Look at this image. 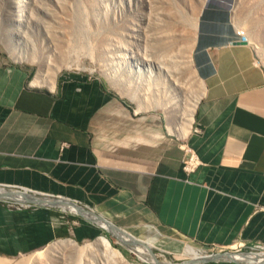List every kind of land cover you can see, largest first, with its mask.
<instances>
[{
    "label": "crops",
    "instance_id": "crops-1",
    "mask_svg": "<svg viewBox=\"0 0 264 264\" xmlns=\"http://www.w3.org/2000/svg\"><path fill=\"white\" fill-rule=\"evenodd\" d=\"M229 15L211 2L197 18L203 87L183 137L104 79L72 72L33 85L27 67L0 64V187L74 201L155 249L264 245V69L233 42ZM182 144L200 160L189 173ZM17 205L0 200L1 256L102 232L61 206Z\"/></svg>",
    "mask_w": 264,
    "mask_h": 264
},
{
    "label": "rangeland",
    "instance_id": "rangeland-1",
    "mask_svg": "<svg viewBox=\"0 0 264 264\" xmlns=\"http://www.w3.org/2000/svg\"><path fill=\"white\" fill-rule=\"evenodd\" d=\"M239 1L241 4L237 3L236 11L232 12L229 5L230 0H210L209 2L206 0H0V64H20L30 69L31 79L42 77V79L54 83L68 73L88 74L101 80L104 79L112 88L127 95L135 85L129 84L124 88L122 84H118L114 87L105 73L114 71L113 73L119 74L117 76L122 79H119L120 83L127 82L126 79L133 76V71H130V68L125 64L129 61L128 57L133 51L141 53L142 57L146 53L151 58L149 61V58L144 56L147 65L149 62H161V60L170 64V61L182 60L181 57L184 56V65L187 68L190 67L191 70L195 69L192 60L195 27L191 26V22L195 21L196 25L201 10L208 3L217 2L228 7L230 19L237 34L243 36L237 41H244L252 47L254 58L264 69V0ZM19 12H21V16H19ZM18 19L22 21L23 32L18 40H14L11 33L18 26ZM245 35L246 37H244ZM14 43L15 46H13ZM166 46H170L171 49ZM187 47L189 50L186 49ZM163 50H166L165 54ZM176 50L178 55L174 56ZM45 53L49 60L47 64L41 65L37 58ZM22 55L25 56V59L20 62L13 59ZM120 55L122 56L120 57ZM188 55L191 58L192 67L187 61ZM119 62H121L120 66H118ZM73 63H79L85 68H77L72 65ZM146 63L144 62V64ZM128 72L130 75L127 78L124 77L123 74ZM140 74L144 79L143 84L149 87H145L146 89L143 87L146 92L144 93L146 100L143 102H148V104L142 110L155 108L164 114V109L159 106L154 107L151 100L159 98L163 101H170V92H167L168 89L165 85L160 84V76L156 75L155 70L151 73L153 78H156L154 83H152L149 73L140 72L136 75ZM191 75L193 74H190L192 79L199 78L196 73V76L193 75L194 77ZM192 79L188 80L189 84L184 85L185 88L187 84L189 85H187V90L184 86L180 90L181 106L189 107L192 101L200 96L202 85L196 80L202 81L200 78L193 79V81ZM183 94L186 99L183 98ZM5 203L16 206L9 201H5ZM101 229L102 232L91 239L74 241L78 245H84L102 235L109 239L110 244L124 257L121 264H157L150 256L148 249H146L148 257L152 261L140 257L133 250L135 245L127 246L112 232L102 227ZM60 240H53L30 252L14 256L0 255V259H4L7 264H12L35 252L42 254L50 245ZM185 244L192 245L187 242ZM152 250L160 264H178L188 259V256L180 254L182 249L178 252L161 248ZM219 262L237 264L227 261ZM105 264H111V262L107 260Z\"/></svg>",
    "mask_w": 264,
    "mask_h": 264
},
{
    "label": "bare ground",
    "instance_id": "bare-ground-1",
    "mask_svg": "<svg viewBox=\"0 0 264 264\" xmlns=\"http://www.w3.org/2000/svg\"><path fill=\"white\" fill-rule=\"evenodd\" d=\"M237 3L241 4V2L239 0H230L229 5H230L232 12L236 11L235 9L237 7ZM19 16H21V12H19ZM17 23H18V26L11 33V37L14 40H18V37L22 36L21 32H23V30L21 29L22 21H20L18 19ZM196 23H197V21H196ZM191 26L193 28L195 27V21L191 22ZM78 37H79V35H78ZM241 37H243V36H241ZM244 37H246V35ZM237 42L238 41H234V43H237ZM171 45H173V44H171ZM13 46H15V43L13 44ZM170 46H166V47L168 49H171ZM186 49H188V47ZM151 50H149V51H151ZM165 52H166V50L164 51V54H165ZM144 54L147 56L146 58H149V56L146 53H144ZM175 54L178 55L177 50H176V53H174L173 55L175 56ZM140 55H142V54L137 53V51H133V52H131V54L128 57L129 61L126 62L125 65H127L130 68V71H133V76L130 78L128 77L130 75V72L123 74L124 77L129 78V79L128 78L126 79L127 82L125 81L124 84H123V82L120 83V80H122V79L119 78L120 76H117L119 74L115 75L113 73L114 71L113 72H106L105 74H106L107 78L110 80V82L112 84H114V87H116L118 84H120V85L122 84L124 88L128 87L129 84L135 85L133 90L132 91L129 90L130 92H128L127 95H126V93H123L122 91H119V93L121 95L126 96L131 101H133L134 104L136 103V105H137L136 109L141 110L142 107H145V105L148 104V102L147 103L143 102L146 100V98H145L146 96L144 95V93H146V92L143 90V87H144V89H146L145 87H148V86L143 84L144 79L142 78V75L141 74L136 75V74L140 73V72L144 74L145 72H147L152 77L151 78L152 83H154V80L156 78L154 79L152 76L153 74H151V73L153 72V70H155L156 75L160 76V79H159L160 84L166 86V88L168 89L167 92H170V94H171L170 95L171 98L169 99L170 101H163V100H160L159 98H153L151 100L152 101L151 104L153 103L154 107L159 106V107H162L164 109V115H165V119H166V127L170 133H173V134L177 135L178 137L185 136L186 132L188 131V128L191 125L192 119H193V111H194L195 104H196V102L200 96H197L192 101V103L189 105V107L185 106V105L181 106L180 90L186 83H188L189 79H192L190 77V74L195 75V73H196V72H194L195 69L191 70L190 67L187 68V66L184 65V62H185V60H183L184 56L181 57L182 60H176L177 62L176 61H174V62L170 61L171 65L168 63L162 62L163 60H161V62H154V63L149 62V64L147 65L146 61H144L145 55L143 57ZM121 56L122 55H120V57ZM165 56L166 55H164V57ZM169 56H170V54H169ZM164 57H163V59H164ZM13 59L15 61L20 62V61L25 59V56H23V55L21 57L17 56V57H14ZM165 59H166V61H168L167 58H165ZM48 60H49V57L46 53H45V55L42 54L41 56H39V58H37V61L41 65L47 64ZM145 60H148V59H145ZM150 60H151V58H149V61ZM158 61H160V60H158ZM187 61H188L189 65L192 67V65H191L192 61H191L190 56H189ZM121 62L118 63V66H120L119 64H121ZM123 62H125V61H123ZM144 62L146 64H144ZM175 62H176V64H175ZM114 63H116V62H114ZM122 64L124 66V63H122ZM72 65H74L80 69L85 68V66H83L79 63H73ZM112 68H114V67H112ZM188 69L190 72L193 71V73H190L188 71ZM193 75H191V76H193ZM193 79H199V78H193ZM193 79H192V81H193ZM196 82L197 83L199 82V84L202 85V82H200V80H198V81L196 80ZM31 84H33V85H44L47 87H52L54 85V82L44 80V79H42V77L41 78L35 77L34 79L31 80ZM187 85H186V88H188ZM202 87H203V85L201 86V88ZM184 88H185V86H184ZM155 92H156V89H155ZM201 94L202 93L200 92V95ZM183 96H184V94H183ZM183 98L186 99L185 96ZM133 250H135L139 254V256L144 258L145 260L152 261L151 258L148 257V253H147V250L145 247L140 246V245H135V247H133ZM203 253L204 252L201 251L199 248H196V247L189 245V244H185L182 248V253H180V254H184V255L188 256V259L190 260V259H197V258L203 256ZM233 257H234V259H237L238 261H244L247 263H254V264H256L258 262H262L264 264V254L258 255V256L257 255H248V256L244 257V255L234 253ZM123 259H124V257L122 256L120 251L117 250L116 248H114L110 244L109 239H107L106 237L101 235V236L96 237L93 241L88 242L84 245L83 244L78 245L77 243H75L74 240L69 239V238L61 239L60 241H56L52 245H50L47 248V250L44 251L42 254H40L39 252H35L33 254H30L29 256L21 258L17 262L15 261V263H12V264H105V261H107V260H109L111 262V264H121V263H123L122 261H124ZM188 259L185 261H188ZM0 264H7V263L4 261V259L3 260L0 259Z\"/></svg>",
    "mask_w": 264,
    "mask_h": 264
},
{
    "label": "water",
    "instance_id": "water-1",
    "mask_svg": "<svg viewBox=\"0 0 264 264\" xmlns=\"http://www.w3.org/2000/svg\"><path fill=\"white\" fill-rule=\"evenodd\" d=\"M210 0H206L209 2ZM237 43H243L244 41H238ZM0 200L11 201L13 203H17L20 206H30V205H46V206H61L63 209H67L91 222L97 223L100 227L104 228L112 232L116 237H118L124 244L127 246L132 245H140L148 249L150 256L160 264L158 260L155 258V253L153 252V248L143 242L140 239L132 236L131 234L119 229L118 227L114 226L113 224L105 221L102 217L97 216L92 211L78 205L74 201L61 199L60 197L52 196V195H44L42 193H37L33 191H29L26 189H12L7 187H0ZM234 252L224 251V252H216L211 253L209 255H203L197 259H190L188 261H184L178 264H202L206 262H219V261H227V262H234L237 264H249L244 261H238L233 257ZM247 256L243 253H237ZM256 264H263L262 262H258Z\"/></svg>",
    "mask_w": 264,
    "mask_h": 264
},
{
    "label": "built area",
    "instance_id": "built-area-1",
    "mask_svg": "<svg viewBox=\"0 0 264 264\" xmlns=\"http://www.w3.org/2000/svg\"><path fill=\"white\" fill-rule=\"evenodd\" d=\"M237 35H238L237 38L234 39L233 42L241 39L242 35L240 34H237ZM181 148H182V158H181L182 169L186 173H189L193 171L199 165L200 160L197 157L196 153L187 144H182ZM17 206L20 207V205H17ZM199 249L204 252L203 255H209L211 253L224 252V251H230L234 253H243V254H246L247 256L248 255L258 256V255L264 254V245L260 243L243 244V245H239L237 247H232L229 249L217 248L215 245H210L209 248H205V249L199 248Z\"/></svg>",
    "mask_w": 264,
    "mask_h": 264
},
{
    "label": "trees",
    "instance_id": "trees-1",
    "mask_svg": "<svg viewBox=\"0 0 264 264\" xmlns=\"http://www.w3.org/2000/svg\"><path fill=\"white\" fill-rule=\"evenodd\" d=\"M204 264H230V263H226V262H207Z\"/></svg>",
    "mask_w": 264,
    "mask_h": 264
}]
</instances>
